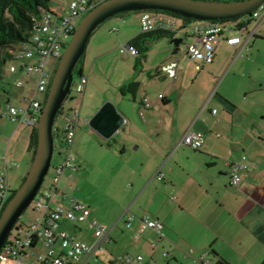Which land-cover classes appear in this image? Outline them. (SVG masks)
<instances>
[{
	"label": "crops",
	"instance_id": "0c3cea01",
	"mask_svg": "<svg viewBox=\"0 0 264 264\" xmlns=\"http://www.w3.org/2000/svg\"><path fill=\"white\" fill-rule=\"evenodd\" d=\"M120 16L125 21L126 15ZM138 22L137 32L122 38L126 43L121 47L128 53L123 45L142 32L141 12ZM116 25L117 21L111 23V28ZM249 25L243 34L249 49L229 47L222 41L214 62L200 71L180 46L171 53L167 50L151 69L143 65L147 57L137 63L133 55L136 73L122 85L137 81L139 90L135 98L121 93L116 104L125 123L110 138L91 127L117 143L115 147L107 141L106 148L122 163L118 174L122 181H129L122 199L130 202L116 223L132 211L137 217L163 223L160 232L153 228L141 232L139 218L130 227L126 224L135 237L140 232L132 244L137 256H143L139 264H264V46L253 43L258 35L264 36V26L263 32L260 26L249 37L254 28ZM165 38L152 39L149 47L152 41ZM170 60L180 63L176 80L159 70ZM188 131L203 134L200 149L182 144ZM234 162L248 165L241 170L239 186L231 184L228 163ZM78 164L80 174L83 168ZM60 199V194L55 197V201ZM105 224L111 235L115 225ZM96 257L86 264H98Z\"/></svg>",
	"mask_w": 264,
	"mask_h": 264
},
{
	"label": "built area",
	"instance_id": "2783aa9c",
	"mask_svg": "<svg viewBox=\"0 0 264 264\" xmlns=\"http://www.w3.org/2000/svg\"><path fill=\"white\" fill-rule=\"evenodd\" d=\"M95 5L96 3H90L89 0H72L64 14L52 7L43 11L32 41L23 43L17 50H13L15 57L10 65L12 73H25L34 79L35 93L26 107L9 104L6 110L1 112L2 115L18 121L19 125L22 123L37 125L39 119L37 113L41 114L43 108L37 95L48 93L53 76L49 71V60L61 57L76 29L75 20ZM234 20V26H229L228 22L221 20H196L161 11H143L141 12V30L142 32L161 30L173 34L174 37L178 35L182 43L186 42L187 54L195 63L196 69L200 71L205 64L214 62L215 51L222 41L229 47L243 45L247 49L250 48L248 40L244 41L243 34L248 32V25L254 23L253 30L249 31V37L254 36L259 26L264 23V2L257 9ZM231 30H236V33L230 34ZM188 36H192L193 40L187 41ZM123 47L132 55H138L136 47L128 44ZM179 66L178 60H170L163 63L159 70L167 78L176 80ZM87 83L86 75L79 76L76 90L83 93ZM24 84L22 80L17 82L18 86ZM159 97L163 98V94ZM144 104L147 107L150 106L147 98H144ZM80 111V108H75L70 113L62 112L64 136L60 137L57 128H54V139L55 144H63L57 151L64 158V163L55 168L52 184L45 189L42 186L31 203L36 211L41 212L40 215L23 227L14 238L8 237L0 254V264H86L90 257L104 252L106 244L111 241L109 227L94 215L89 206L78 198L71 197L69 192L61 186V179L66 171H69L68 178L73 179V174L81 169L72 155V144L81 121ZM216 112V109L213 110V113ZM181 142L194 149H200L203 134L188 131L182 137ZM4 159L5 171L0 172V216L13 191L8 178V163L6 158ZM243 159L246 157L244 156ZM228 164L231 166V184L239 186L243 179L241 170L247 168L248 165L239 162ZM0 167H2L1 164ZM162 177L163 173H160L159 179ZM59 194L61 199L55 201V197ZM125 219L127 226L130 227L135 216L127 214ZM140 220L141 232L147 228H153L158 232L163 229V223L157 218L144 216ZM63 221L72 222L80 230H91L92 242L79 240L62 226ZM139 236L140 232L136 234L137 238ZM116 260L123 261L124 264L141 263L143 256L128 255ZM95 261L98 262L97 257Z\"/></svg>",
	"mask_w": 264,
	"mask_h": 264
},
{
	"label": "rangeland",
	"instance_id": "374dc122",
	"mask_svg": "<svg viewBox=\"0 0 264 264\" xmlns=\"http://www.w3.org/2000/svg\"><path fill=\"white\" fill-rule=\"evenodd\" d=\"M71 1L50 0V5L61 14H64ZM124 15H126L125 21L123 20L124 16H114L104 21L94 31L95 34H92L87 43L84 58L78 64V67L81 66L83 68L84 75L88 77L86 91L80 93L76 90L77 79H75L69 98L63 106V112L65 113H70L75 108H81L82 121L76 129L75 139L72 144V155L82 165L83 171L80 174L75 172L73 179L68 178L69 171H66L61 179V186L69 192L71 197H76L89 206L97 218L111 227L118 221V215L125 209L124 206L130 202L126 201L128 200L126 198L122 199V197H125L124 190L129 181L127 180L126 183L122 181L120 175H118L122 163L106 148L108 147L107 141H110L112 146L115 147L117 143L114 140L100 136L91 128L88 122L84 121V118L92 117L105 102L110 101L116 105L117 102L121 101L123 96L119 91L120 86L124 80L134 77L136 73L134 69L135 57L124 51L121 46L126 43L122 38H129L139 29L140 12L130 11ZM82 18L83 16L75 20L76 26ZM115 21H117V25L112 29L111 23ZM223 22L229 21L224 20ZM263 26L264 24L260 27V33L263 32ZM249 27L252 29L254 23H250ZM176 37L179 36L177 35ZM170 40V38H165L150 43L147 59L143 63L146 69H151L161 62L167 50L171 53L175 49ZM192 40L193 37L188 36L187 41ZM255 41L264 46V36L258 35L253 43ZM253 43L250 45L255 48L256 46ZM180 50L182 52L186 51L185 41L180 44ZM58 62L59 58H51L49 60L48 67L52 74H54ZM10 65L11 62L5 67V74L0 81L2 113L9 104L26 107L36 89V82H34L32 77L25 73H12ZM145 72L147 73L148 71ZM18 80H22L25 84L18 86ZM146 80H149L148 73ZM5 92H8L9 95L6 96ZM8 97H10V102H8ZM46 97V93L37 95V99L43 106ZM126 102L135 103L132 100H126ZM37 115L39 117L40 113H37ZM34 128L36 126L26 123L19 125L18 121H13L5 115L0 117V164L2 166L0 167V172L5 171L4 158H6L9 183L13 190H17L21 186L31 167L33 158L31 141ZM54 128H59L58 135L60 137L64 136L62 113L57 115ZM63 163L64 158L55 150L51 168L43 183V189L48 188L52 184L55 168ZM40 213L31 204L15 224L9 238H14L23 227L32 222ZM133 214L137 217L135 213ZM62 226L67 228L79 240L87 243H91L93 240L91 230H80L69 221H63ZM111 235L113 241L106 244L104 252L97 254L99 258L98 264H124L123 261L116 259L119 257L125 258L128 255L137 256L132 244L138 240L135 234H130V229L127 228L125 219H121L116 223ZM131 264L139 263L133 262Z\"/></svg>",
	"mask_w": 264,
	"mask_h": 264
},
{
	"label": "water",
	"instance_id": "95a60500",
	"mask_svg": "<svg viewBox=\"0 0 264 264\" xmlns=\"http://www.w3.org/2000/svg\"><path fill=\"white\" fill-rule=\"evenodd\" d=\"M264 0H101L76 26L59 58L47 97L36 125L37 145L31 167L21 186L15 191L0 216V254L15 224L31 205L43 186L55 150L54 123L69 98L76 68L94 31L109 18L130 11H161L196 20H234L257 9ZM176 48L182 39L170 41ZM125 116L113 102H105L87 119L89 125L106 138L112 137L125 123Z\"/></svg>",
	"mask_w": 264,
	"mask_h": 264
},
{
	"label": "trees",
	"instance_id": "16d2710c",
	"mask_svg": "<svg viewBox=\"0 0 264 264\" xmlns=\"http://www.w3.org/2000/svg\"><path fill=\"white\" fill-rule=\"evenodd\" d=\"M89 1L90 3H98L101 0ZM50 8V0H0V81L3 79V76L5 74V67L15 57V53L13 52V50H17L18 47L23 43L32 41L34 32L38 27L43 11L49 10ZM126 13L128 12H123L115 16L124 15ZM228 21V23H231L235 20ZM161 37H167L170 39L175 38L173 34L159 30L151 32H141L128 42V45H132L138 49V55H136L137 63H142V61L146 59L147 51L149 50V42L152 39ZM82 58H84V55L82 56ZM82 58L79 62H82ZM75 70L78 74V77L84 74L83 68L81 66L77 67ZM139 87V82L131 81L127 84L122 85L120 91L124 95H131L133 98H135ZM1 112L2 105L0 103V117L2 116ZM62 112L63 111L61 110L60 113ZM57 130L59 131V128H57ZM53 133H55V130L53 131ZM36 145L37 130L36 128H34L31 141V149L33 151V155L35 153ZM62 145L63 144H55V150H57ZM15 191L16 190L12 191L11 197L15 193ZM142 217H140L139 220ZM136 218L138 217L135 216V219Z\"/></svg>",
	"mask_w": 264,
	"mask_h": 264
}]
</instances>
